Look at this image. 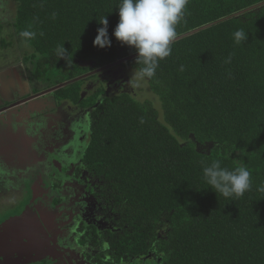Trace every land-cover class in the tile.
I'll list each match as a JSON object with an SVG mask.
<instances>
[{"label":"trees","instance_id":"obj_1","mask_svg":"<svg viewBox=\"0 0 264 264\" xmlns=\"http://www.w3.org/2000/svg\"><path fill=\"white\" fill-rule=\"evenodd\" d=\"M4 3L36 92L111 67L51 97L96 110L82 162L111 227L97 245L115 264H264V0H189L171 55L133 79L138 53L113 35L120 0ZM105 17L111 45L99 47ZM214 160L246 167L251 189L217 194L203 176Z\"/></svg>","mask_w":264,"mask_h":264},{"label":"flooded vegetation","instance_id":"obj_2","mask_svg":"<svg viewBox=\"0 0 264 264\" xmlns=\"http://www.w3.org/2000/svg\"><path fill=\"white\" fill-rule=\"evenodd\" d=\"M0 6H3V2H0ZM7 73V70H1L2 77ZM24 84L28 87L23 92L18 88V92L21 95L25 93V97L13 100L11 97L14 98L15 92L11 88L14 83L9 84L8 78L6 84L0 80V93H3L6 101L4 105L0 104V127L13 125L16 135L22 134L26 138L23 140V154L15 157L18 164L13 171L1 165V155L4 158L7 156L6 147L2 146L5 142L0 137V208L5 206L2 198L7 195L11 198L15 191L20 195L18 199L23 204L25 200L28 201L23 209L14 208L13 212L2 213L0 228L33 208L41 217L40 222L44 233L48 234L49 242L48 245L45 242H33L34 252L32 249L31 259L26 262L24 260L21 264H108L93 259V256L106 250V245L99 247L97 243L105 242L111 227L97 182L93 181L82 162L91 140L96 110L70 101L59 103L51 97L49 90L36 92V85L29 78ZM28 100L30 102L24 103ZM11 109L22 117H16ZM67 111L70 112L69 115ZM72 112H77L78 116L74 117ZM17 118H26V121L33 124H27L29 126H24L25 131L21 129L18 132L15 127ZM27 131L28 134L35 133L37 138L30 139L26 136ZM78 154L80 158L77 159ZM5 163H9V159H5ZM50 179L51 187L47 185ZM26 180L29 183H41L50 192L44 197H38L36 189L25 187ZM16 200L12 199V205ZM68 208L70 213L67 212ZM17 235L18 233L9 230L1 234L0 251L8 252L11 257L19 255V249L25 251L21 246L22 242L16 238ZM1 260L6 264L3 256ZM128 264H149V261L137 259L136 262Z\"/></svg>","mask_w":264,"mask_h":264},{"label":"clouds","instance_id":"obj_3","mask_svg":"<svg viewBox=\"0 0 264 264\" xmlns=\"http://www.w3.org/2000/svg\"><path fill=\"white\" fill-rule=\"evenodd\" d=\"M188 3L189 0H120L119 22L113 35L122 45L135 48L138 53L136 63L143 65L139 72H134L132 79L137 76L152 77L159 61L171 55V45L177 37L176 28L185 17ZM56 15V13L52 14L53 19ZM100 23L105 27L98 30L94 44L99 47L110 46L107 18L105 17ZM21 35L25 38H34L36 34L24 31ZM234 37L237 44L248 39L243 30H237ZM100 39L105 42L98 44L97 41ZM56 52L60 59H66L68 52L64 45L58 47ZM230 60L231 57L226 62ZM91 77L93 76L89 78ZM203 176L211 189L226 198H239L251 189V173L243 166L230 171L221 167V161L214 160L210 166L203 169ZM258 190L264 192V186Z\"/></svg>","mask_w":264,"mask_h":264},{"label":"rangeland","instance_id":"obj_4","mask_svg":"<svg viewBox=\"0 0 264 264\" xmlns=\"http://www.w3.org/2000/svg\"><path fill=\"white\" fill-rule=\"evenodd\" d=\"M3 2V6H0V40L3 38H8V43H11V45L8 46H4L0 41V72L1 70H3L2 68L4 67H8V69H12L11 71L8 70L7 75L5 76H1L0 79L2 81L3 84H6V80L8 78V83L11 84L12 82L14 83V86L11 88V90L13 89V91L15 92L14 94V99H21L25 97V93L21 95L20 92H18V88H20V91L22 90V92L24 91V89L26 87H28V83L24 84V81L29 78V70L26 67L27 64H25V61L23 60L25 58L24 54L21 52V49L18 48L17 44V40H19L17 37H13V38H9L10 34L13 33L14 29L11 28L12 27V23L14 22V19L16 17V8L13 10L12 8V12L10 11V7L5 6L6 3H4L5 0H0V2ZM12 47V48H10ZM10 48V49H9ZM18 59H20V63L17 61ZM16 69V70H15ZM15 70V71H14ZM33 71H30V76L32 74ZM11 80V82L9 81ZM32 91V89H31ZM9 93V91H8ZM11 93V92H10ZM11 111H14L13 109H11ZM10 111V112H11ZM83 111V110H82ZM85 111V110H84ZM83 111V112H84ZM17 111H14V114L16 115V117L21 116L20 114L16 113ZM3 113V112H2ZM69 111H67V114L69 115ZM87 113V112H86ZM74 117L78 116L77 112H72ZM89 114V113H88ZM86 115V114H85ZM84 116V115H83ZM6 118V117H4ZM2 118V120L4 119ZM18 120L15 122V127L18 129L17 131L20 132L21 129H24L25 131V127H28L27 124H33L32 122L23 121L22 119L17 118ZM22 134H18L16 135L14 126H10V127H5L1 126L0 127V137L3 139V141L5 142V144L2 143V146L6 147V151H5V155L7 156V158H4L3 155H1V165L7 169V170H16L17 167L16 165L18 164V159H15V157H17V154H23V140H26V138H24V136ZM26 136H28L30 139H36L37 136L35 133L31 132V134H28V131L26 132ZM25 136V137H26ZM1 142V141H0ZM34 149V148H33ZM33 151V150H32ZM35 151L37 152V150L35 149ZM79 157V154L77 155V159ZM24 158V157H23ZM80 158V157H79ZM5 159H9V163H5ZM19 167V166H18ZM21 167H19L20 169ZM18 169V170H19ZM51 177H53V175H50ZM47 177V176H46ZM54 178V177H53ZM42 179H47V178H42ZM25 181V180H24ZM52 179H50L49 183H47L48 186L51 187V183ZM25 187L26 188H33L36 189V195L38 197H44L45 195H48V193L50 191H48V188L44 185L40 184H34L32 181L29 183V181L26 180L25 182ZM19 189V188H18ZM13 196L10 198V196H6L5 198H2V203L3 205H5L4 207L0 208V215L4 212H13V209H23L25 207V204L28 203V201L25 200V203L23 204V202H21V199H18L20 195H18V192H14L12 194ZM12 199H17L13 205H12ZM1 201V198H0ZM67 212H69V208L67 209ZM70 213V212H69ZM36 214V213H35ZM38 220L40 221L41 217L39 215H37ZM44 219V218H43ZM42 225V224H41ZM47 235H45V237H42L41 239L43 240V242L46 243V245H48V240L49 238L47 237ZM41 240V241H42ZM23 254V253H22ZM115 256L116 259H122V256L116 254L113 255V253L110 250H103L101 251L100 254H97L95 256H93V259L99 260V263H108V264H115V261L112 259ZM17 256H13V258H16ZM137 260H135L134 262H136ZM121 264V263H119ZM149 264H153V263H149Z\"/></svg>","mask_w":264,"mask_h":264},{"label":"water","instance_id":"obj_5","mask_svg":"<svg viewBox=\"0 0 264 264\" xmlns=\"http://www.w3.org/2000/svg\"><path fill=\"white\" fill-rule=\"evenodd\" d=\"M264 5V4H263ZM136 57H133L131 59L125 60L124 62H128L132 59H134ZM111 67H107V68H103L101 70H98L96 72H93L92 74H89L87 76H84L82 78L76 79L74 81L62 84L54 89L49 90L48 93H54L60 89H63L65 87H68L76 82L82 81L84 79L89 78L90 76H94V75H98L101 74L107 70H110ZM47 93V94H48ZM30 102V100L24 102V103H28ZM14 228V229H12ZM9 232H14V233H18V235L16 236V238L22 242L21 246L24 247L26 250L22 251L21 249H19V255L16 258L11 257L8 252H3L0 251V264L2 262L1 257L3 256V258L6 260V264H21V262H25L29 261L31 259V252L33 249L34 252V248L32 246L33 242L35 244H40L43 243V240L41 239L42 237H45L46 233H44L43 231V227L41 225V222L38 220L34 209L33 208H29L26 212L23 213L22 216L18 217V219H13L12 221H10L9 223H7L6 225H3L0 228V233L4 234L6 231ZM0 234V235H1ZM15 238V237H14ZM42 240V241H41ZM17 251V250H16ZM23 253V254H22ZM3 264V262H2Z\"/></svg>","mask_w":264,"mask_h":264},{"label":"crops","instance_id":"obj_6","mask_svg":"<svg viewBox=\"0 0 264 264\" xmlns=\"http://www.w3.org/2000/svg\"><path fill=\"white\" fill-rule=\"evenodd\" d=\"M9 67V66H8ZM5 70H9V71H11L12 69H8V68H6ZM2 75H1V72H0V77H1ZM1 80V79H0ZM13 100H14V98L13 97H11ZM6 101H5V99H4V96H3V93L1 92L0 93V104H3L4 105V103H5Z\"/></svg>","mask_w":264,"mask_h":264}]
</instances>
